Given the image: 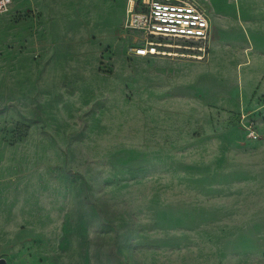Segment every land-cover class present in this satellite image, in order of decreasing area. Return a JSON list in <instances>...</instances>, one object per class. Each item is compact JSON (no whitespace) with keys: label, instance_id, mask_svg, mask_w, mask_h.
I'll list each match as a JSON object with an SVG mask.
<instances>
[{"label":"rangeland","instance_id":"rangeland-1","mask_svg":"<svg viewBox=\"0 0 264 264\" xmlns=\"http://www.w3.org/2000/svg\"><path fill=\"white\" fill-rule=\"evenodd\" d=\"M28 1L0 21V258L264 264V181L249 177L264 174L263 98L240 110L210 102L209 124L191 79L134 53L145 36L127 24L129 0ZM102 3H119L108 10L118 20L96 18ZM225 4L207 5L216 25L212 7ZM226 28L223 41L241 34ZM241 71L229 70L228 84L242 83ZM242 111L257 138L226 123ZM224 126L244 137L219 146Z\"/></svg>","mask_w":264,"mask_h":264},{"label":"crops","instance_id":"crops-1","mask_svg":"<svg viewBox=\"0 0 264 264\" xmlns=\"http://www.w3.org/2000/svg\"><path fill=\"white\" fill-rule=\"evenodd\" d=\"M18 1L13 0L9 11L16 4L19 5ZM194 1L201 2L199 4L206 11L207 5L214 6L213 3L216 0ZM28 2L30 1L26 0V3ZM118 4L108 3L104 6L102 3L99 8L95 7L98 10L96 18H98V15L100 19L107 18L108 10L113 11L114 7L118 9ZM212 8L217 13L216 18H218L220 24L216 25L206 11L211 25V38L205 57L176 58L157 55L155 61L158 67L155 70H178L177 76L179 78L191 79L192 90L204 92L193 94V96H195L194 98L198 97L206 109L210 102L235 110L253 106L256 103V96H261L264 100V0H226L224 9ZM50 9L57 10L59 7L52 6ZM9 11L0 15V21H2L1 17L3 15H6L7 19ZM108 13L113 17L107 19L113 21L118 20L121 11L119 15L117 12ZM229 20L232 21L238 31L241 30V34L233 37L228 42L223 41L221 37L223 32L227 30L226 25ZM112 25L106 29L111 30ZM229 70H242V83L228 84ZM199 71H202V74ZM217 78L220 81L219 84H212V81L214 82ZM205 115L207 116V123L210 124L209 110ZM243 137V131L232 126H224L215 136L218 139V145L224 147L237 143ZM249 177L264 181V174L261 173L250 174ZM16 250L19 251L18 248ZM23 254L20 253L21 256Z\"/></svg>","mask_w":264,"mask_h":264},{"label":"built area","instance_id":"built-area-1","mask_svg":"<svg viewBox=\"0 0 264 264\" xmlns=\"http://www.w3.org/2000/svg\"><path fill=\"white\" fill-rule=\"evenodd\" d=\"M13 0H0V15L9 11ZM127 24L141 31L145 39L133 47L136 55H170L171 48L206 52L211 38V25L205 9L194 0H129ZM171 37L197 41V44L169 46L158 40ZM228 125L242 126L250 137L257 138V120L251 112L229 114Z\"/></svg>","mask_w":264,"mask_h":264},{"label":"bare ground","instance_id":"bare-ground-1","mask_svg":"<svg viewBox=\"0 0 264 264\" xmlns=\"http://www.w3.org/2000/svg\"><path fill=\"white\" fill-rule=\"evenodd\" d=\"M129 6H130V2H129ZM169 46H175V47H181L179 44H174V43H170V42H166ZM173 53V52H172ZM176 53V52H175ZM190 55V53H188Z\"/></svg>","mask_w":264,"mask_h":264},{"label":"water","instance_id":"water-1","mask_svg":"<svg viewBox=\"0 0 264 264\" xmlns=\"http://www.w3.org/2000/svg\"><path fill=\"white\" fill-rule=\"evenodd\" d=\"M7 260L4 257L0 258V264H6Z\"/></svg>","mask_w":264,"mask_h":264}]
</instances>
